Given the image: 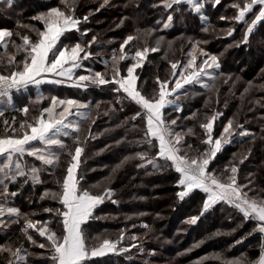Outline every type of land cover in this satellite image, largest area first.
Here are the masks:
<instances>
[{
  "label": "trees",
  "instance_id": "1",
  "mask_svg": "<svg viewBox=\"0 0 264 264\" xmlns=\"http://www.w3.org/2000/svg\"><path fill=\"white\" fill-rule=\"evenodd\" d=\"M71 2L75 5V17L81 20V24L79 32L72 31L65 35L68 44L80 42L87 45L94 35L97 37L95 33L98 30H112L102 36L101 40L97 37L96 42L86 49L90 50L92 56L83 61L84 75L101 72L110 79L112 56L114 52L117 56L120 55L119 46L125 32L139 36V40L132 46H126L128 58L119 62L122 75H126V68L135 62L131 56L137 48L155 47L157 39L164 37L160 50L149 52L143 66L135 70L139 77V89L149 96L154 95V90L158 89L156 77L159 76L161 80L169 79L171 62L184 59L188 52L193 51L192 45L196 41H201L199 47L207 51L206 53L217 56L221 67L211 70L216 79H202V83H208L211 87L204 88L201 84H193L179 90L181 98L178 103L182 105L183 111L177 112L172 106L166 107V118L177 119V125L174 126L177 132L187 133L189 128L193 129L194 135L184 137L185 151L191 152L192 155L208 148V145L202 143L205 139L204 130L199 127L200 123L205 122L206 116L220 113L214 128L215 137L220 135L228 120H234V141L222 147L212 160L210 168L219 174L225 166L234 162L239 167L238 183L248 184L251 181L250 187L255 189V192L250 195L264 194V23L254 29L249 36V43L244 44L241 41L246 25L220 19L222 15L232 17L236 14V11L229 7L235 0H221V4L215 8L212 7V0H198L204 3L200 13L193 11L186 3L174 5L167 11L162 6L153 7L154 4L159 5L160 0H109L104 7H100L103 0ZM52 6L63 9L60 0H14L12 7L0 3V26L4 25L8 30L27 34L35 39L34 31L25 27L18 28V25L42 29L43 25L31 17ZM102 9L107 11L108 20L105 19L99 24L94 22V19L100 15ZM92 10L94 13H90ZM122 14H128L129 20L121 23ZM169 14H173V22L165 29L163 23ZM84 16H88L87 22L83 21ZM201 16L207 19L202 21ZM158 20L161 21L160 24H157ZM205 27L209 29L207 32L203 31ZM227 27H235L231 36L227 35ZM138 29L141 31L138 32ZM148 29L155 31L149 35L144 31ZM85 30H88L87 35L82 36L81 33ZM111 37L113 40H108ZM12 39L21 43L19 37L14 36ZM171 41L169 47L168 42ZM204 41L207 43H203ZM12 50L10 46L9 51ZM2 54L3 49L0 48V55ZM20 58L17 57L18 60ZM204 58L200 54L197 55V63L202 62ZM261 74L263 76L260 77ZM114 87L89 85L87 88H77L71 84L53 83H43L38 87L30 85L18 92L16 103L11 108L0 106L5 112L4 117H0L2 136L5 129L4 119L11 122L15 117L16 127L26 119L32 121L43 108L49 106L50 97L56 94L66 98L72 97L90 105L91 116L95 122H81L79 135L84 152L77 176L82 177L80 185L93 193L98 194L105 188H111L114 191L113 199L118 203L113 204L111 200H105L95 210V216L100 218L89 221L86 228L88 243L95 245L104 238L116 241L123 232L124 239L127 238L130 242L123 240L119 247L130 248L127 245L133 243L139 247H132L127 253H111L94 258L88 264H225L215 258L217 254L226 262L240 258L243 254L250 259H257L261 234L255 232L248 235L252 233L255 222L245 221L241 213L226 203L216 204L205 212L195 225H189L182 220L199 215L205 196L197 190L184 201H180L176 196L180 189L176 186L178 174L174 169L138 167L146 162L138 158L127 161L117 169V165L121 164L125 157H133L136 153L144 151L151 156L158 151V146L149 149L144 143L146 118L132 121L130 118L138 110V106L128 99H122L125 94L115 92ZM38 96H43L44 99L36 102ZM25 105L30 108L27 116L15 110ZM193 113H197L196 118L188 119ZM237 124L242 125V128L235 127ZM89 130L91 136L88 135ZM243 130L252 135L240 136L239 133ZM62 139L74 151L72 137ZM189 144L193 146L192 149L187 148ZM249 150L251 152L248 158L243 164H239V158L248 154ZM23 159L29 166L35 165L41 169L39 180L42 182L33 183L29 180L25 184L24 178H19L17 182H6L9 192H16L17 195L9 196L5 205L19 208L22 214H26L33 221H53L54 215L44 212V209H56L61 205L50 196H45V193L61 191L62 184L58 182H62L66 175L70 157L65 151L60 156L59 167L55 168L44 166L31 156L25 155ZM113 169L116 171L113 172ZM94 185L98 187H93ZM13 219L3 217L6 224H0V245H23L31 253L28 256V264H45V260L40 258V254L45 253V250L30 245L21 232L23 215L20 223H14ZM144 225L148 227L145 228ZM51 227L58 232L60 230L59 223H52ZM30 232L38 242H44L37 232ZM218 232L220 235H215ZM132 236L139 239L133 241ZM96 237L99 239H94ZM140 247L143 248L142 252ZM202 257L207 259L200 261ZM0 264H5L2 254Z\"/></svg>",
  "mask_w": 264,
  "mask_h": 264
},
{
  "label": "snow or ice",
  "instance_id": "2",
  "mask_svg": "<svg viewBox=\"0 0 264 264\" xmlns=\"http://www.w3.org/2000/svg\"><path fill=\"white\" fill-rule=\"evenodd\" d=\"M0 3L12 7L14 0H0ZM108 3L109 0H103L100 7H104ZM184 3L196 13H200L204 7V3L198 2V0H160V4H154L153 7L162 6L167 11L174 5L179 6ZM60 4L63 5V9L59 6H52L31 17L43 25L42 29L30 25H18V28L25 27L34 31L35 39L20 32L0 29V48L3 49V54L0 55V102L6 101L8 105H12L14 90L20 92L22 89H27L29 85L39 86L45 82L63 84L65 81H71V86L77 88H87L89 85H114L115 92L125 94L122 99H128L138 106V110L130 119L136 121L138 118H146L144 143L149 149L158 146V151L151 156L147 151H144L136 153L133 157H125L121 164L117 165V169L127 161L136 158L141 161L146 160L147 164L157 170L174 169L178 174L176 186L180 190L176 192V196L180 201H184L186 197L197 190L205 196L199 215L191 216L185 220V223L189 225H195L205 212L218 203H226L233 207L242 214L245 221L255 222L252 233L248 235L259 232L261 243L257 259H250L246 254H243L240 258L227 261L225 264H264V194L250 195L255 192V189L250 187L251 181L248 184L238 183L239 167L234 162H230L219 174L210 168L217 153L222 150L224 145L230 143V137L235 130L234 120H228L220 135L214 137V122L220 113L210 117L206 116L205 122L200 123L199 127L205 131L206 136L202 143L209 147L192 155L191 152L185 151L184 137L185 135H194L193 129L189 128L187 133L175 131L174 126L177 125V119L168 120L164 112V109L169 106L174 107L177 112L183 111L182 105L178 102L181 98L179 90L184 89L185 85L201 84L204 88L211 87L208 83H202V79L203 77H208L212 81L216 79L210 70L220 69L218 57L206 53L199 47L201 41H196L192 45L193 51L189 53L191 58L186 65L182 66V70L179 62H171L172 78L161 80L157 76L155 83L158 85V89L154 90V95L149 96L138 89L137 80L139 77L134 72L143 66L149 52L160 50L164 37L161 36L157 39L155 47L137 48L134 55L131 56L135 62L126 68L127 75L125 76L121 74L119 62L128 58L125 51L126 46H132L135 41L139 40V36L128 35L119 46L120 55L117 56L115 52L113 53L110 79L101 72L79 75L74 78V70L82 66L83 60L92 56V53L86 49L96 42L97 37L94 35L87 45H82L80 42L62 43L61 38L65 37L66 33L80 31L81 20L75 17L74 3H71L70 0H60ZM220 4L221 0H212V7L215 8ZM229 7L234 9L236 14L232 17L222 15L220 19L245 24L246 30L241 43L248 44L249 36L254 32V29L264 23V0H235ZM249 14H251V18H249ZM206 19L207 17L201 16L202 21ZM83 21L87 22L88 16H84ZM172 22L173 14H169L163 27L169 28ZM160 23L161 21L158 20L157 24ZM208 30L207 27L203 29L205 32ZM87 31L85 30L81 35H87ZM144 31L151 35L155 29ZM234 31L235 27L229 28L227 35L231 36ZM14 36L19 37L21 43H16L12 39ZM171 44L172 42H168L169 47ZM10 46L12 51H9ZM196 52L205 57L200 63H197V55L194 54ZM82 53L83 55H81ZM18 56L21 57L19 60ZM170 84H174V86L170 88ZM43 99V96H38L36 102H41ZM15 110L27 116L30 108L25 105L23 108ZM4 115L5 112L0 110V117H4ZM74 116L79 119H71ZM196 116L197 113H193L188 119H194ZM87 120L95 122L92 119L89 104L76 99H61L56 96L50 97V105L43 108L32 121L26 119L16 127L15 117L11 122L7 119L3 120L4 135L0 136V157L3 158L0 160V224L5 223L3 220L5 216L14 218V223H20V218L23 215L24 223L21 232L30 245L45 250V253L40 254V258L45 260V264H49V262L50 264H88L95 257L130 251V248L118 247L125 238L123 232L116 241L104 238L102 242L95 245L88 243L86 228L89 221L100 218L95 216V210L105 200H111L113 204H117L118 201L113 199L114 191L111 188H105L96 194L80 185L82 177L77 176V171L80 168L84 147L81 146L83 142L80 140L79 134L82 127L81 122ZM235 127L242 128V125L237 124ZM88 135L91 136L90 130ZM239 135L252 134L241 131ZM62 137H72L75 145L74 151L69 148ZM33 142H38L43 147H39ZM192 147L190 144L187 145L188 149H192ZM65 151L70 157V163L62 182H58L62 184L61 191L45 193V196H50L61 205L56 209H44V212L54 215L53 221H33L26 214H22L19 208L5 205L9 196L17 195L16 192H9L6 182H17L19 178H24L25 184L29 180L33 183L42 182L39 180L41 169L35 165L26 164L23 159L25 155L34 157L44 166L55 168L59 167L60 156ZM250 152L251 150L239 158V164L244 163ZM159 161H163V163ZM138 167H144V164H140ZM115 171L116 169H113V172ZM93 187L98 186L94 185ZM52 223L60 224L59 232L51 227ZM144 227L148 226L144 225ZM30 230L37 232L39 237L44 238V242L34 239ZM215 235H220V233ZM131 239L136 241L139 238L132 236ZM236 243H242V241H236ZM198 246L194 245V247ZM131 247L139 246L133 243ZM139 250L142 252L143 248L140 247ZM0 254L5 257V264H28V256L31 255L23 245L15 246L14 244L0 245ZM215 258L223 259L219 254Z\"/></svg>",
  "mask_w": 264,
  "mask_h": 264
},
{
  "label": "rangeland",
  "instance_id": "3",
  "mask_svg": "<svg viewBox=\"0 0 264 264\" xmlns=\"http://www.w3.org/2000/svg\"><path fill=\"white\" fill-rule=\"evenodd\" d=\"M70 2H71V0H70ZM73 2V1H72ZM71 2V3H72ZM91 2V1H90ZM94 2H92V4H93ZM90 13H94V10H92ZM107 11L105 10V9H102L101 10V13H100V15L98 16V17H96V19H94V22H99V24H100V22H102L103 20H108L106 17H108L107 16ZM122 17H121V21H127V20H129L128 19V14L127 15H121ZM0 29H6V30H8L7 29V27H5L4 25H2V26H0ZM228 29V27L227 28H225V30H227ZM112 31L111 29H100V30H98L95 34L97 35V37L101 40L102 39V36H105L106 34H109V33H107L108 31ZM245 30H246V28H245ZM245 30H244V32H245ZM67 34V33H66ZM65 34V35H66ZM111 34V33H110ZM124 34V36L122 37V39H121V41L123 42V40L124 39H126V37L128 36V33H123ZM66 37V36H65ZM65 37H62L61 38V41H62V43H64V44H68V42H66V40H65ZM108 40H113V37H111L110 39H108ZM194 41H196L195 39H194ZM172 42V41H171ZM102 43V42H101ZM88 51H90V50H88ZM205 51V50H204ZM101 52V51H100ZM191 52V51H190ZM190 52H188L187 54H186V57H184V59L182 58L181 60H179L178 62H179V64L181 65V70H182V66H184V65H186L187 64V61L191 58L190 56H189V53ZM205 52H207V51H205ZM134 53V52H133ZM194 54H196V55H199V53L198 52H196V53H194ZM81 55H83V53L81 54ZM146 60H147V57H146ZM146 60H144V61H146ZM84 61V60H83ZM83 61L81 62L82 63V66L80 67V68H78V69H75L74 70V78H75V76H79V75H84L83 74V69H82V67H83ZM134 63V62H133ZM141 68V67H140ZM140 68H138V69H140ZM211 71V70H210ZM126 72V71H125ZM171 72H172V70H171ZM171 72H170V77H169V79H171L172 77H171ZM122 74V73H121ZM134 74H136V72H134ZM126 75H127V72H126ZM125 75V76H126ZM137 75V74H136ZM261 76H263V74H261L260 75V77ZM259 77V78H260ZM50 79H51V77H49ZM53 78V77H52ZM111 78V77H110ZM56 79H59L58 77H56ZM139 79V78H138ZM256 80H258L259 81V79H256ZM45 83H47V82H45ZM43 84V83H42ZM63 84H65V85H70L71 84V81H65V83H63ZM30 86V85H29ZM32 86H36V85H32ZM174 86V84H170L169 85V87L171 88V87H173ZM185 86H187V85H185ZM38 87V86H37ZM137 87H138V89H139V86H138V80H137ZM24 90V89H23ZM18 95V92H16L15 90L13 91V103H12V105H8L7 104V102L6 101H4V102H0V106L1 105H4V106H6V107H10L11 108V106H13V104L14 103H16V101H15V98H16V96ZM54 96H56V97H59V98H61V99H65L66 97H63V96H61V95H59V94H56V95H54ZM67 99H74V98H72V97H67ZM77 100V99H76ZM79 101V100H78ZM80 102H82V103H84L83 101H80ZM49 105H50V103H49ZM0 110H1V107H0ZM219 117V116H218ZM76 118H78V117H74V118H72L71 117V119H73V120H76ZM215 126H216V121L214 122V128H215ZM243 131H246V130H243ZM241 132V131H240ZM248 133H250L249 131H247ZM213 135H214V132H213ZM215 137V136H214ZM204 138L206 139V136H205V131H204ZM234 141V138L231 136L230 137V142H233ZM33 143H35V142H33ZM37 146H39V147H43L42 145H39V144H37ZM209 147V146H208ZM0 158H2V157H0ZM256 159V158H255ZM262 161V160H261ZM144 164V166H150V167H152L151 165H149V164H147V162H144L143 163ZM182 220H186V219H182ZM4 224H6V223H4ZM42 239H44V238H42ZM126 241H128V242H130L129 240H127V238L126 239H124V241L123 242H126ZM119 245H121V244H119ZM119 245H118V247H119ZM128 247H130V248H132L131 247V245H127ZM109 254H111V253H109ZM209 257V256H208ZM95 258H99V257H95ZM92 259H94V258H92ZM204 259H207L206 257H202V258H200V261H203ZM233 260H235V258L234 259H232V260H229V261H233ZM220 262H226L225 260H221L220 259Z\"/></svg>",
  "mask_w": 264,
  "mask_h": 264
},
{
  "label": "crops",
  "instance_id": "4",
  "mask_svg": "<svg viewBox=\"0 0 264 264\" xmlns=\"http://www.w3.org/2000/svg\"><path fill=\"white\" fill-rule=\"evenodd\" d=\"M52 78V77H51Z\"/></svg>",
  "mask_w": 264,
  "mask_h": 264
}]
</instances>
